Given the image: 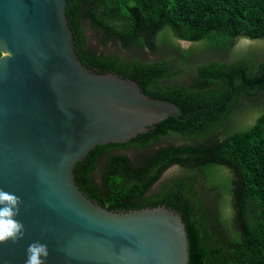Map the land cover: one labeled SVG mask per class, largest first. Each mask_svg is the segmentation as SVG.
<instances>
[{
  "label": "trees",
  "instance_id": "obj_1",
  "mask_svg": "<svg viewBox=\"0 0 264 264\" xmlns=\"http://www.w3.org/2000/svg\"><path fill=\"white\" fill-rule=\"evenodd\" d=\"M66 15L75 50L93 71L134 79L150 97L176 103L182 118L213 106L95 146L74 165L80 189L111 210L178 211L188 264H264V0H66ZM90 31L111 50H90ZM239 38L262 44L239 49ZM178 40L192 44L184 49ZM146 50L170 56L141 58ZM186 70L189 83L174 80ZM244 98L259 103L239 106ZM169 135L183 140L143 156L122 152ZM174 164L182 171L158 182Z\"/></svg>",
  "mask_w": 264,
  "mask_h": 264
},
{
  "label": "water",
  "instance_id": "obj_2",
  "mask_svg": "<svg viewBox=\"0 0 264 264\" xmlns=\"http://www.w3.org/2000/svg\"><path fill=\"white\" fill-rule=\"evenodd\" d=\"M2 44L14 55L0 61V188L22 199L26 234L0 245V264H24L33 241L48 245L47 264H188L178 211L111 210L80 189L73 169L97 145L213 106L182 118L134 79L93 71L75 50L66 0H0Z\"/></svg>",
  "mask_w": 264,
  "mask_h": 264
},
{
  "label": "clouds",
  "instance_id": "obj_3",
  "mask_svg": "<svg viewBox=\"0 0 264 264\" xmlns=\"http://www.w3.org/2000/svg\"><path fill=\"white\" fill-rule=\"evenodd\" d=\"M7 49L6 44L0 45V61L13 58V52ZM22 199L14 193L0 188V245L11 241L13 244L24 239L26 234L25 225L16 219L20 215ZM24 264H47L50 255L48 245L40 241L28 244Z\"/></svg>",
  "mask_w": 264,
  "mask_h": 264
},
{
  "label": "rangeland",
  "instance_id": "obj_4",
  "mask_svg": "<svg viewBox=\"0 0 264 264\" xmlns=\"http://www.w3.org/2000/svg\"><path fill=\"white\" fill-rule=\"evenodd\" d=\"M179 44L181 45L182 48L186 49L187 47H189L192 43L189 41H185V40H178ZM262 44V42H259L257 40H250L247 38H239L238 39V43L236 44L237 48L239 49H244L246 50L248 48V46H254V45H260ZM112 43H109L108 45H102L92 34L91 31L89 32V40H88V47L90 50L96 52V53H101V52H108L109 50H111ZM126 49H124L125 51ZM215 56H217L219 59H228L229 55L225 54V53H211ZM139 56L141 58H145V59H156V58H161V57H169L170 53H158V52H154V51H150V50H146L144 52H142L141 54H139ZM192 77L190 75V73H188V70L183 71L182 73H180L179 75L176 76V78H174V80L176 81H180V82H184V83H189L191 81ZM242 103L247 104L248 106H252L255 103H259L257 98H244L242 99V102L240 103L239 106H242ZM245 114V112H244ZM239 116V115H238ZM183 140L182 137L177 136V137H168L166 139H162L160 142L156 143L155 145H153L152 147L146 148L144 150L141 151H137V150H133V149H129L126 150L125 152L128 153L130 156L132 157H136L139 154L143 156V154L147 153L150 149L154 150L157 148V146L161 145V144H168L169 141H181ZM181 166L179 165H172L171 167L167 168L162 176L160 177L158 182H163L166 179H168L170 176L177 174L179 172H181ZM100 170H97L94 174H93V178L95 181H99L100 179ZM157 182V183H158ZM155 184L151 190H154L158 184ZM207 199V197H205Z\"/></svg>",
  "mask_w": 264,
  "mask_h": 264
},
{
  "label": "flooded vegetation",
  "instance_id": "obj_5",
  "mask_svg": "<svg viewBox=\"0 0 264 264\" xmlns=\"http://www.w3.org/2000/svg\"><path fill=\"white\" fill-rule=\"evenodd\" d=\"M87 45V47H88V44H86ZM180 82V81H179ZM182 83V82H181ZM184 83V82H183ZM170 137H172L171 135H169V138ZM170 142H173V141H169V144H170ZM176 142H180V141H176ZM164 145H166V144H164ZM123 153H126L125 151H122ZM126 154H128V153H126ZM129 155V154H128ZM174 165H177V164H174ZM169 167H171V166H169Z\"/></svg>",
  "mask_w": 264,
  "mask_h": 264
}]
</instances>
